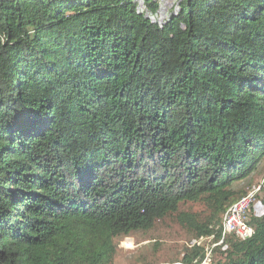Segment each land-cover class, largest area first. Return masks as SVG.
I'll list each match as a JSON object with an SVG mask.
<instances>
[{
	"label": "trees",
	"instance_id": "trees-1",
	"mask_svg": "<svg viewBox=\"0 0 264 264\" xmlns=\"http://www.w3.org/2000/svg\"><path fill=\"white\" fill-rule=\"evenodd\" d=\"M143 1L0 0V264H110L165 220L215 244L259 169L264 0ZM248 225L182 262L264 264Z\"/></svg>",
	"mask_w": 264,
	"mask_h": 264
},
{
	"label": "rangeland",
	"instance_id": "rangeland-1",
	"mask_svg": "<svg viewBox=\"0 0 264 264\" xmlns=\"http://www.w3.org/2000/svg\"><path fill=\"white\" fill-rule=\"evenodd\" d=\"M135 2L139 10L145 11L143 0H135ZM179 2L180 0H159L157 12L155 14L148 13V15L156 23L161 24L169 21L179 11ZM260 163L259 169L253 172L249 181L244 184V195L264 176V157ZM179 212L195 214L200 218L205 216L202 206L191 203L180 206ZM193 239L195 238L188 234L176 221L165 220L156 223L149 232H136L116 240V252L110 264H174L175 262H182L184 256L189 252V248L196 246H203L208 254L212 249L213 251L214 249L222 251V246H212L213 242L209 240H204L202 244L190 245ZM128 245L131 247H126Z\"/></svg>",
	"mask_w": 264,
	"mask_h": 264
},
{
	"label": "built area",
	"instance_id": "built-area-1",
	"mask_svg": "<svg viewBox=\"0 0 264 264\" xmlns=\"http://www.w3.org/2000/svg\"><path fill=\"white\" fill-rule=\"evenodd\" d=\"M143 11V10H140ZM264 193V176L257 182L247 193L237 202L229 206L224 212L221 220L220 240L212 246H222V251L226 250L224 240L226 236L235 234L242 239L251 236L252 228L248 225L250 217H262L264 215V203L262 194ZM260 197V198H259ZM204 240L211 241V238L193 239L190 245L202 244ZM130 248L131 246H126ZM208 254L201 264H207ZM196 263V261H194ZM174 264H184L183 262H175Z\"/></svg>",
	"mask_w": 264,
	"mask_h": 264
},
{
	"label": "bare ground",
	"instance_id": "bare-ground-1",
	"mask_svg": "<svg viewBox=\"0 0 264 264\" xmlns=\"http://www.w3.org/2000/svg\"><path fill=\"white\" fill-rule=\"evenodd\" d=\"M220 228V227H219Z\"/></svg>",
	"mask_w": 264,
	"mask_h": 264
}]
</instances>
